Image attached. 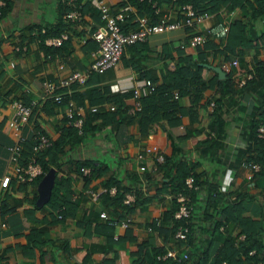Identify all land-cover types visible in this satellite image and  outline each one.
<instances>
[{"label": "crops", "instance_id": "1", "mask_svg": "<svg viewBox=\"0 0 264 264\" xmlns=\"http://www.w3.org/2000/svg\"><path fill=\"white\" fill-rule=\"evenodd\" d=\"M7 1L8 8H3L0 16V177L8 174L9 178L5 186H0V264H99L103 252L107 256L110 254L111 247L106 246V233L101 227L99 228L102 231H99L96 225L104 223L106 218L110 217L107 213L109 209L101 195L105 190L104 181L108 172L92 174L84 185L83 176L89 174L90 167L87 166L88 171L83 173L76 169L74 163L75 160L84 159H92L94 164L107 163L126 187H132L134 183L139 182L141 174L144 178L150 175L145 179L146 187L143 193L149 195V198L135 205L128 213L131 220L126 228L118 226L117 221L111 222L112 238L114 233L122 238L125 230L130 229L133 232L130 233L131 236L140 245L158 243L162 244L164 249L177 246L180 253H187V259L183 260V264H195L203 251L208 254L206 264H210L224 237L237 231L232 220L224 218V213L215 212L222 206L230 204L232 199L242 208L243 216L261 225L258 239L264 246V175L254 176L253 182L249 184L244 178V169L240 166V161L247 160V153H254L252 150L254 143L250 140L247 127L248 109L259 102V98L255 97L256 93L259 94V89L254 86L240 91L239 95L236 93L232 103L227 97L220 110L222 126L217 131L210 126L211 121H214L211 111L201 109L197 121L190 124L186 114H179L177 124L166 129L168 125L163 119L160 124L153 125L149 131L150 135H147L149 132L146 135L139 134L135 120H129L109 124L101 131L85 136L75 146L65 144L59 164L54 168V175L67 176L70 179L67 207L62 216L58 217L57 209L45 202L41 205L35 204L39 179L22 182L16 180L13 175V163L9 159L8 151V146L13 140L12 129L8 125V119L12 116L9 102L12 98L23 95L29 98L28 94L23 93L24 85L39 92L42 79L56 80L70 70L87 68L92 48L86 46L82 39L84 37L85 40L88 39L86 38L88 32L101 21L94 0ZM108 2L112 10L127 7L138 13L136 7L126 0L124 3H121V0ZM154 2L159 9L168 11L171 17L175 15V5L169 0ZM72 9L78 10L80 16L69 20L64 13ZM216 14L219 16L217 20ZM216 14L193 25L182 24L172 29L154 32L144 41L125 45L119 61L99 73L90 72L84 85L76 89L85 92L90 87H97L101 91L104 90V94L112 95L137 87L141 94H144L145 78L139 75L141 71L157 75L161 64L165 63L169 68L173 66L174 59L164 54L163 45L180 46V42L187 40L191 33L203 32L208 25L218 20L238 18L252 32V36L264 32V13L252 17L250 10L245 12L235 6L228 10L222 8ZM58 25L60 32L65 31L68 34L66 40L64 39L67 44L62 47H59V44L57 50L45 54L39 47L37 37L30 38L27 27L33 26L31 31L36 32L30 33L37 34L41 27L44 30L45 27L55 30ZM127 27L128 25L124 26V29ZM250 39L253 40V37ZM261 39L257 38V41ZM22 45L25 46V50L15 53L13 47ZM240 50V57L228 54L224 60L220 59V55H212L209 51L207 60L211 65L219 67V63L223 65L226 60L238 61L241 58L237 65L238 68L240 65L244 66L242 72L251 69L253 59H262L264 62V41L257 44H253V41L248 42ZM191 55L195 57V52L191 51ZM125 59H131L132 63L128 64L129 66L123 64ZM9 60L13 61V66H9ZM216 95L217 92L213 88H206L203 91V96L209 100H213ZM128 101H131V98L126 99V103ZM178 101L180 106L185 107L188 103L187 96H179ZM202 101L203 98L200 102ZM108 103L106 101L102 103L104 108H107ZM52 108L55 111L45 113L41 110L35 115L31 114L29 122L22 128L24 138L30 135L29 125L33 123V119H37L35 123L50 138L56 125L61 123V110L64 106L62 104ZM184 126L188 128L200 126L201 131L206 133L208 141L202 142L205 137L203 133L197 132L176 138V135L183 132ZM151 144H155L163 155H169L172 150L177 156L178 151L197 162L195 172L199 174L200 182L193 192L192 201L190 200L192 210L188 219L189 231L185 239L178 243L169 235L165 238L164 233H158L154 228H146L159 218L162 208L167 203L162 196L165 192H156L162 173L157 169H151L152 152L143 150V147ZM138 151L144 154L143 171L137 169L134 158ZM208 192H215L216 199H208ZM226 209L228 211V206ZM101 211L106 213V217L98 216V212ZM128 214L115 216L114 219L118 218L119 221ZM218 220L221 221L217 229L212 230L211 225ZM239 235L243 237L242 233ZM239 235L237 239L242 238ZM130 244L133 245L127 239L117 241L113 247L116 253L115 264H130L133 258L129 254ZM263 250L264 247L260 253ZM252 251V248L248 250V254ZM240 256L243 259L242 255ZM238 264L249 262L242 260Z\"/></svg>", "mask_w": 264, "mask_h": 264}, {"label": "trees", "instance_id": "2", "mask_svg": "<svg viewBox=\"0 0 264 264\" xmlns=\"http://www.w3.org/2000/svg\"><path fill=\"white\" fill-rule=\"evenodd\" d=\"M132 5H134L139 14H147L150 20H154L155 16L153 15V7L151 6L150 0H126ZM154 1V0H151ZM161 1V0H156ZM170 1V0H169ZM177 3H190L194 11H206L208 13L216 14L219 10L231 9L235 6H238L240 10L247 12L250 10L251 16H257L258 14L264 13V0H176ZM8 1L4 0V4L0 8V16L2 15L5 8H8ZM121 3H124V0H121ZM4 8V9H3ZM66 10V9H65ZM63 12V11H62ZM250 17V16H249ZM219 19L218 14H216V20ZM128 27L133 26V22L129 23L127 18L124 26ZM39 27V26H36ZM28 33L31 39L35 37L38 38L39 47L43 50L45 54H51L54 50H57V46L46 45L42 42V37L45 34H58L60 32V25L55 27V30L51 28H46L45 33L31 34V30L34 28L27 27ZM21 37V36H19ZM253 37V40L250 39ZM23 39V37H21ZM257 38H262L260 41H264V32L252 36L250 32L238 18H232L229 21L227 34L222 46H218V42L214 41L211 38H207L204 42L198 43L194 46L190 45L187 40H184L181 46H172L170 44L163 45L164 54L173 60V66L169 68L165 63L161 64L158 68V74H152L150 72H140V76L145 79L148 78L151 83L154 84V89L151 92H145L140 97L141 108L135 112V114H127L126 109L132 103L131 91L119 92L112 95L104 94V90H99L97 87H90L85 92H79L77 90L73 91L71 98L75 99L76 102L82 105V109L75 111L74 116L81 117V132L77 133L76 128L70 124H66V118L61 116V123L56 125V128L53 134L50 136V144L43 147L37 152V158L39 165L42 168V171H46L49 167L57 168L61 155L64 152L65 144L69 146L77 145L85 136L93 135L94 133L101 131L103 128L107 127L109 124H118L121 122H128L129 120H135L137 130L139 134L146 135L153 127V125L160 124L161 120H165L167 123L166 129L169 126L177 124L179 121V114H186L188 120L195 122L198 120L199 110L207 109L208 97L203 96V91L206 88H213L217 92V95L213 97L214 105L211 109L210 114L214 117V121H211V128H214L216 131L221 129L222 119L220 116L221 107L226 103V100L229 98V102H233V97L237 93L240 94V91L245 89H251V87H258L259 94L256 93L255 97L259 98L257 105H254L253 108L248 109L249 120L247 121L248 134L250 140L254 143L252 150L254 153H247V160L259 164L258 171L254 176L264 175V151H263V142L261 139L255 136V125L258 120H264V62L262 59H253L250 64L251 70L253 73L250 78L246 79L245 82L236 86L234 80L231 78V72L240 73L244 66L238 68L237 63L238 59L235 60V63L232 65L231 70L225 69L222 64L219 63V68L223 72L221 77L218 76L217 72L210 68H206V74L202 73L201 70L205 69L204 64H211L207 60V55L211 51L212 55H220V59L224 60L230 55H238L240 57L242 46H246L247 43L252 42L257 44L260 41H257ZM66 40V39H65ZM63 40L59 47L65 46L67 43ZM86 46L93 48L95 46V41L88 38L85 40ZM134 44H136L134 42ZM17 53L19 50H14ZM191 51L195 52V57H192ZM121 54L116 60L119 61ZM115 62V63H116ZM131 59H125L123 64H131ZM239 64V63H238ZM168 67V68H167ZM240 71V72H238ZM244 72V71H243ZM139 73V72H138ZM175 89L177 91V96L186 95L188 103L187 105L180 106L178 97L174 98L172 96L171 90ZM228 97V98H227ZM25 102L28 101L26 95L22 96ZM126 103V99L130 100ZM203 98V101L201 99ZM62 99V104L64 102ZM106 101L110 104H113L112 109L104 108L102 103ZM234 102L236 100L234 99ZM61 104V105H62ZM97 105V108L94 111L89 110L90 105ZM54 103L47 99L42 103V110L45 113L55 111ZM256 114V115H255ZM255 115V117H254ZM37 120V119H36ZM33 119V124L35 127L39 128V125L35 123ZM218 122V123H216ZM41 130V129H40ZM190 132L203 133L200 129V126H195L194 128H183L181 134L176 135V138L186 137ZM203 141H208L206 133L204 134ZM172 141V138H170ZM32 139L28 135L22 142V149L19 152V160L22 162L30 152V145ZM175 152L171 150L169 155H163V161L156 164V169L161 171L162 175L160 176L159 183L160 185L156 186V192L162 191L169 193L170 197L165 205L162 208L159 215V223L154 224V221L150 223L151 228L156 229L158 233H164L165 238H168V235L177 241L173 237V232L176 226L179 223H182L183 219H176L172 216V212L177 206L175 200V194L178 191L183 190L184 188V178L187 175H190L192 182L197 185L199 180V174L195 172V167L197 162H194L187 158L184 154L176 151L177 156L174 155ZM76 169L79 171V168L82 166H89V174L83 176V184L87 183L90 180L92 174H99L108 172L106 179L104 181L105 190L101 193L103 200H105V205L109 209L107 213L110 217L106 218L105 222L98 225L97 228L99 231H104L106 233V246L111 247L110 254L107 256L105 252L100 255L99 264H115L116 253L114 246L117 244L119 239H127L133 245H129V254L133 256L130 264H183V261H175L170 258L158 259L157 255L162 253L164 247L162 244L154 245H140L135 242L132 230H125L122 238L116 237L112 238V228L111 222L118 221V218L124 214H128L135 205L141 204L143 201L149 198V195H144L138 187V181L133 184L131 190L133 192V201L126 205L121 201L123 192L129 190L130 187H126L116 176L112 169H110L107 163H98L94 164L92 159H84L77 161L75 160ZM41 174H38L33 179H39ZM150 175H146L147 179ZM147 181V180H146ZM70 179L67 176H57L54 175L53 183L50 189V195L45 201V204L57 209V216L61 217L64 209L67 207L68 201L67 196L70 193L69 188ZM114 186L115 190L112 194H108L106 189L109 186ZM193 190L188 191L189 202L191 204V198L193 196ZM208 199H216L215 192H208ZM191 200V201H190ZM230 204L227 206H222L217 209L215 212L224 213V218L232 220L233 225L237 227V231L230 236L224 237L221 245L218 247L214 253V258L211 263L220 264L221 260H224V264H238L242 260H246L249 264H255L257 260H264V250L260 253L263 244L260 243L258 235L260 233L261 225L256 221H253L250 218H246L241 214L242 208L237 201L230 199ZM235 200V198H234ZM192 206V205H191ZM62 207V208H60ZM54 218L56 219L55 215ZM221 220L213 222L211 225L212 230H216L218 224ZM189 227V223L187 222ZM101 227L102 230L99 228ZM97 230V229H96ZM189 231V229H188ZM187 231V233H188ZM186 233V234H187ZM242 233L243 237L237 239L238 235ZM253 249V252L248 254V250ZM108 252V251H107ZM242 255L243 259L240 258ZM208 254L203 251L201 256L197 259L195 264H206ZM210 263V264H211Z\"/></svg>", "mask_w": 264, "mask_h": 264}, {"label": "built area", "instance_id": "3", "mask_svg": "<svg viewBox=\"0 0 264 264\" xmlns=\"http://www.w3.org/2000/svg\"><path fill=\"white\" fill-rule=\"evenodd\" d=\"M98 12V17L101 21L99 25L92 28L86 38H90L95 41V46L90 50V63L87 68L83 70L73 69L70 70L66 75L57 78L56 80L50 78H44L40 81V91L36 92L30 86L24 85L22 90L23 93L28 94V101L25 102L22 97L12 98L10 100V106L12 108V116L8 119V125L12 129L13 140L8 146L9 159L13 163V175L18 181L28 182L31 181L38 174L44 173L41 166L39 165L37 158V152L43 147L50 144V138L42 131L40 128L35 127L30 123L29 132L32 139L30 145V152L26 158L20 162L19 152L22 149V142L25 139L22 135V128L29 122V117L31 114L35 115L42 110V103L49 99L56 107L62 104V99H64L63 106L61 110V116L66 118L65 123L70 124L76 128L77 133L81 132V117L74 116V112L81 110L82 105L76 103L71 98V93L75 87H80L84 85L90 72H101L105 68L113 66L123 51V48L127 44L134 42L144 41L149 34L154 32H160L163 30L172 29L178 27L182 24H191L199 22L205 18H208L213 13H208L206 11H194L190 3H177L176 0H170L171 3L175 5L176 13L173 17L168 11L159 9L154 1H151V6L153 7L154 20H150L147 14H139L130 10V8L123 7L117 10L110 9L108 0H94ZM4 4V0H0V8ZM64 16L69 20H74L80 16L78 10L72 9L64 13ZM129 19V22H133V26H129L126 29H122V24ZM229 19H222L215 21V23L208 25V27L203 32H193L187 39V42L194 46L198 43L204 42L207 38H211L218 42V46H222L227 34ZM44 28L38 29L39 33H44ZM36 31H31L35 33ZM68 37L67 32H59L58 34H49L42 37V42L46 45L58 46L62 43L64 39ZM38 40V38H36ZM85 41V37L82 39ZM183 42H180V46ZM14 50H25V46H14ZM235 63V59L226 60L223 67L225 69L231 70L232 65ZM9 66H13V61H8ZM252 71H244L239 74L236 72H231V78L234 80L236 86L242 85L246 79L250 78ZM264 74V69H263ZM144 93L151 92L154 89V84L150 82L148 78L143 80ZM172 96L174 98L178 97L177 91L175 89L171 90ZM132 103L127 107L126 112L128 114H135L141 108L140 97L141 92L137 87L131 89ZM108 109L113 108V104H107ZM214 105L213 100H209L207 104V110L211 111ZM103 106V105H102ZM97 105H90L89 110L94 111ZM149 132L147 135H150ZM255 136L262 140L263 151H264V120H258L255 125ZM145 152H152L153 162L151 164V169H156V164L163 161V154L159 151L155 144H151L143 147ZM136 160L137 169L143 171L145 169V163H143L144 154L142 152H136L134 155ZM240 166L244 169V178L249 184L253 182L254 174L259 169V164L252 161H240ZM79 170L83 173L88 171L86 166H82ZM8 174L0 177V186H5L8 182ZM145 178L141 174L139 176L138 187L144 191L145 190ZM197 185L192 182L190 175L184 178V188L175 194V200L177 206L172 212V216L176 219H183L182 223H179L174 232L173 237L175 239L183 240L186 237L188 231V219L192 210V206L189 202L188 191L196 189ZM114 186H109L106 191L109 194L114 192ZM133 188L130 187L129 190L123 192L121 201L123 204H130L133 201ZM163 198L168 201L170 194L163 193ZM62 208V207H60ZM98 216L106 217V213L101 211L98 212ZM131 217L128 215L124 216L122 219L117 221V225L126 228L129 225ZM159 223V218L154 220V224ZM151 229V226L146 227ZM242 237V235H239ZM117 234H113V238H116ZM253 252V251H252ZM251 252V253H252ZM158 259L170 258L175 261H183L187 259L186 252H179L177 246L167 247L162 253L157 255ZM225 261L221 260L220 264H224ZM255 264H264V260H257Z\"/></svg>", "mask_w": 264, "mask_h": 264}, {"label": "water", "instance_id": "4", "mask_svg": "<svg viewBox=\"0 0 264 264\" xmlns=\"http://www.w3.org/2000/svg\"><path fill=\"white\" fill-rule=\"evenodd\" d=\"M205 67H208L215 72H217L218 76L221 77L223 72L218 66H214L211 64H204ZM54 177V167H49L39 178L37 182L36 192L37 197L35 199V204L41 205L44 203L50 195V189L53 183Z\"/></svg>", "mask_w": 264, "mask_h": 264}, {"label": "rangeland", "instance_id": "5", "mask_svg": "<svg viewBox=\"0 0 264 264\" xmlns=\"http://www.w3.org/2000/svg\"><path fill=\"white\" fill-rule=\"evenodd\" d=\"M207 69H202L201 72L202 73H206Z\"/></svg>", "mask_w": 264, "mask_h": 264}]
</instances>
